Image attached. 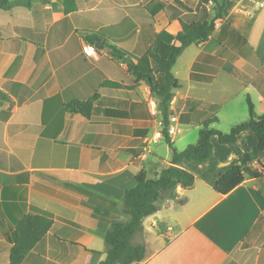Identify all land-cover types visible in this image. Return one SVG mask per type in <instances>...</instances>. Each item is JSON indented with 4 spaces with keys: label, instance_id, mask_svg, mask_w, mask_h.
Segmentation results:
<instances>
[{
    "label": "crops",
    "instance_id": "crops-1",
    "mask_svg": "<svg viewBox=\"0 0 264 264\" xmlns=\"http://www.w3.org/2000/svg\"><path fill=\"white\" fill-rule=\"evenodd\" d=\"M178 2L190 8L199 0H74L69 12L63 0H9L0 8V90L10 97L0 104V264H9L15 227L32 211L54 223L22 264H99L111 222L128 219L123 197L136 174L154 176L171 164L172 150L162 155L155 146L164 138H156L162 114L149 101L158 97L129 65L156 40L174 41L182 30ZM223 16L172 67L181 86L170 104V136L180 151L198 141L207 117L217 116L211 126L219 128L225 102H244L232 126L248 118V97L264 113V0H226ZM98 41L112 52L97 46L98 56L85 55L84 45ZM96 94L90 118L65 108ZM238 143L261 169L256 133L243 131ZM212 144L206 163L179 164L196 176L194 185L178 186L176 198H163L144 219L135 239L146 245L141 264H264V179L246 175L218 193L214 182L238 155L217 137Z\"/></svg>",
    "mask_w": 264,
    "mask_h": 264
},
{
    "label": "trees",
    "instance_id": "trees-1",
    "mask_svg": "<svg viewBox=\"0 0 264 264\" xmlns=\"http://www.w3.org/2000/svg\"><path fill=\"white\" fill-rule=\"evenodd\" d=\"M225 1L199 0L196 9L187 7L183 2H178L182 10L179 20L182 30L174 36L173 42L156 40L154 47H150L142 55L141 65L130 64V70L150 86L156 94L159 109L162 114V135L169 144L173 157L171 164L150 176L145 169L136 174L137 183L125 191L122 203V211L128 215L127 220H113L106 234L108 251L105 259L99 264H141L146 257V245L144 242H136L135 239L143 231V222L147 216L159 210V202L165 197L176 198L178 186L191 188L196 176L179 166L184 160L197 164L206 163L213 154L212 138L217 137L220 143L228 144L231 150L238 155V163L225 172L214 182V189L220 194H227L241 184L246 175L257 179H264V163H260L261 169L252 168L253 156L244 151L238 143V136L246 130H253L258 137V147L264 150V113L256 112L255 103L248 97L247 119L233 125L229 132H223L212 127L218 122L217 116L204 119L203 127L199 131V139L196 143L189 144L185 149L178 150L170 136L169 127L171 120L170 104L174 96V90L181 86L180 81L172 72L180 54L190 45L208 40L216 28L217 20L224 19L223 11ZM66 12L72 11L74 0H63ZM213 5V6H211ZM9 0H0V8L7 9ZM212 10L215 14L212 15ZM1 36V35H0ZM97 36L92 38L95 43ZM113 53L123 57V53L113 47ZM158 74V77L155 74ZM194 79H199L193 76ZM206 81H212L213 77H205ZM105 86L129 87L116 81H105ZM98 94L89 99H73L65 103L67 111L80 113L90 118L94 112V102ZM9 95L0 90V104L9 100ZM54 220L47 214L29 212L24 214L17 223L13 236V246L10 249L9 264H22L27 255L41 242L52 228Z\"/></svg>",
    "mask_w": 264,
    "mask_h": 264
},
{
    "label": "rangeland",
    "instance_id": "rangeland-1",
    "mask_svg": "<svg viewBox=\"0 0 264 264\" xmlns=\"http://www.w3.org/2000/svg\"><path fill=\"white\" fill-rule=\"evenodd\" d=\"M190 2L194 4V2H192V1H190ZM197 5L195 4V5L191 6L190 8L196 9ZM211 6H213V5H211ZM213 14H215V10H212V15ZM217 22H220V20H218ZM242 104L244 105V102L242 100L225 102V106L220 110V113L222 115V120L219 122V124L217 126V127H219L218 129H220L223 132H229L230 131V129L232 127V124H230L231 121H232V119H233L232 118V115L234 114V112L236 110L239 111V110L242 109ZM161 120H162V117H161ZM162 128H163V125H162V121H161V124H160V132H161V134H162ZM155 146H157L156 149L162 155L163 154H166L167 151L168 150L170 151V149H171L170 146H169V144L165 140V138H163L159 144H155ZM175 146L176 147L177 146L180 147V142H178L177 144H175Z\"/></svg>",
    "mask_w": 264,
    "mask_h": 264
},
{
    "label": "built area",
    "instance_id": "built-area-1",
    "mask_svg": "<svg viewBox=\"0 0 264 264\" xmlns=\"http://www.w3.org/2000/svg\"><path fill=\"white\" fill-rule=\"evenodd\" d=\"M219 23L216 22V26H218ZM84 54L89 56V57H96L98 56V47L96 44L93 43H86L83 48ZM151 111L154 115L159 113V102L156 99H151L149 101ZM169 133H175V128L170 127L169 128ZM162 137L161 132L156 133V138ZM174 228L172 226H167L165 229V235L168 240H171L175 237V233L173 232Z\"/></svg>",
    "mask_w": 264,
    "mask_h": 264
},
{
    "label": "water",
    "instance_id": "water-1",
    "mask_svg": "<svg viewBox=\"0 0 264 264\" xmlns=\"http://www.w3.org/2000/svg\"><path fill=\"white\" fill-rule=\"evenodd\" d=\"M97 46L100 47V48H103L105 47L108 51L112 52V47L110 46H105V43L103 41H98L97 42ZM130 62V61H129ZM251 167L253 168L254 165L251 163Z\"/></svg>",
    "mask_w": 264,
    "mask_h": 264
}]
</instances>
